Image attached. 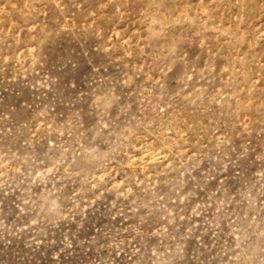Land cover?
<instances>
[{
  "label": "rangeland",
  "instance_id": "374dc122",
  "mask_svg": "<svg viewBox=\"0 0 264 264\" xmlns=\"http://www.w3.org/2000/svg\"><path fill=\"white\" fill-rule=\"evenodd\" d=\"M0 264H264V0H0Z\"/></svg>",
  "mask_w": 264,
  "mask_h": 264
}]
</instances>
